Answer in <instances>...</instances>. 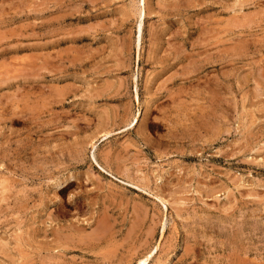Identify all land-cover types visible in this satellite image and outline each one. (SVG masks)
<instances>
[{"label": "rangeland", "instance_id": "1", "mask_svg": "<svg viewBox=\"0 0 264 264\" xmlns=\"http://www.w3.org/2000/svg\"><path fill=\"white\" fill-rule=\"evenodd\" d=\"M146 258L264 264V0H0V264Z\"/></svg>", "mask_w": 264, "mask_h": 264}, {"label": "bare ground", "instance_id": "2", "mask_svg": "<svg viewBox=\"0 0 264 264\" xmlns=\"http://www.w3.org/2000/svg\"><path fill=\"white\" fill-rule=\"evenodd\" d=\"M40 3V2H39ZM25 4V3H24ZM142 5V4H141ZM32 6V5H31ZM26 7V6H25ZM139 7V6H138ZM30 8H32V7H30ZM142 8V7H141ZM143 9V8H142ZM22 10V9H21ZM14 11V10H13ZM139 11H142V10H139ZM136 12V11H135ZM139 14V13H138ZM139 16V15H138ZM140 16H141V14H140ZM139 16V17H140ZM141 17H143V16H141ZM140 26L138 27V37H137V41H139V38H140ZM221 35V34H220ZM217 44V43H216ZM137 45H138V43H137ZM138 48V47H137ZM24 62V61H23ZM20 66V65H19ZM3 74V73H2ZM18 77V76H17ZM137 118V117H136ZM135 119V118H134ZM134 119H133V122H134ZM130 124V123H129ZM207 140V139H206ZM102 169V168H101ZM103 170V169H102ZM70 177V176H69ZM70 179V178H69ZM68 180V179H67ZM71 181V180H70ZM64 183V182H63ZM201 183V182H200ZM58 184V183H57ZM62 184V183H61ZM64 185H66V184H64ZM257 193V192H256ZM228 210V209H227ZM135 215V214H134ZM136 216V215H135ZM138 218V217H137ZM72 226V225H71ZM162 226V225H161ZM104 227V226H103ZM162 228V227H161ZM108 229V228H107ZM148 229V228H147ZM162 230V229H161ZM96 231V230H95ZM98 232H100L99 230H98ZM147 232V231H146ZM149 232V231H148ZM101 233V232H100ZM162 233V232H161ZM148 234V233H147ZM87 235V234H86ZM161 235V234H160ZM59 237V236H58ZM63 237V236H62ZM97 237V236H96ZM127 237V236H126ZM146 237V236H145ZM162 237V236H161ZM90 239V238H89ZM68 240V239H67ZM70 241V240H69ZM67 242V241H66ZM160 242V241H159ZM68 243V242H67ZM82 247V246H81ZM84 247H85V245H84ZM157 247V246H156ZM87 248H89V247H87ZM155 248V247H154ZM150 251V250H149ZM155 253V252H154ZM234 253V252H233ZM243 256H244V254H242ZM186 256V255H185ZM148 257V256H147ZM9 258V257H8ZM226 258V257H225ZM192 259V258H191ZM224 259V258H223ZM227 259V258H226ZM146 260H147V258L146 259H144V260H141V261H139L140 262V264H145L146 263ZM242 260V259H241ZM198 261V260H197ZM218 261H219V259H218ZM138 262V261H137ZM207 262V261H206ZM251 262V261H250ZM225 263V262H224ZM248 263V262H247ZM139 264V263H138ZM192 264V263H191ZM209 264V263H208Z\"/></svg>", "mask_w": 264, "mask_h": 264}]
</instances>
